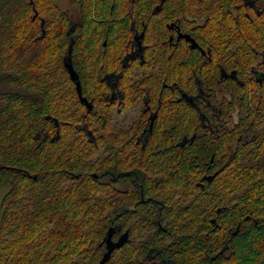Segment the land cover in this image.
<instances>
[{
    "label": "trees",
    "instance_id": "trees-1",
    "mask_svg": "<svg viewBox=\"0 0 264 264\" xmlns=\"http://www.w3.org/2000/svg\"><path fill=\"white\" fill-rule=\"evenodd\" d=\"M95 1L100 21L86 0L85 34L73 50L82 94L94 104L88 112L64 67L59 0H0V264H98L112 228L129 238L106 264H264V81L247 84L245 146L237 140L245 124L215 139L181 103L161 111L140 146L131 124L108 115L96 76L98 47L106 59L114 45L108 18L124 0ZM156 1L134 0L136 13L151 14ZM187 1L163 8L172 14ZM214 6L249 74L264 54V4L260 14L235 0ZM130 95L126 86V103Z\"/></svg>",
    "mask_w": 264,
    "mask_h": 264
},
{
    "label": "flooded vegetation",
    "instance_id": "flooded-vegetation-1",
    "mask_svg": "<svg viewBox=\"0 0 264 264\" xmlns=\"http://www.w3.org/2000/svg\"><path fill=\"white\" fill-rule=\"evenodd\" d=\"M85 1L59 0L69 39L64 67L65 62L72 64L81 83V92L82 81L75 68L73 50L76 40L85 34L82 9ZM193 1L178 6L170 14L167 7L163 8L167 0H157L152 13L143 16L136 13L134 0H124L116 13L117 17L108 18L116 28L114 45L106 59L98 47L96 57L100 62L96 76L107 88L102 98L106 106H110L108 115H111L113 122L131 124V134H139L136 143H140V146L146 145L161 111L163 114L173 113L174 106L180 103L197 111L199 125L215 139L227 132H237L239 125L245 124L237 140H241L244 146L248 142L247 106L248 100L250 104L253 102L254 95L252 90L247 89V84H262L264 81V54L257 51V62L250 66L249 74L241 71L239 64L245 62L246 58L238 55L246 52L231 43L230 32L223 22L225 15H216L214 12L215 3L224 1L227 4L229 0H208L210 6L207 8ZM237 1L240 8L243 5L257 14L262 12L264 0ZM96 4L94 0L92 14L98 22L101 16L99 18L97 14ZM245 14L248 16L247 12ZM39 19L45 22L42 17ZM213 21H217V25ZM148 29L154 36L152 43L147 38ZM148 58L149 64H146ZM65 70L77 92L76 81L66 67ZM126 86L131 87L128 103L125 102ZM257 99H261V95ZM78 100L88 111L79 94ZM55 124L58 125L57 122ZM237 140L232 146H237ZM184 141L186 139L180 146H183ZM227 162L214 174H209V180L217 176ZM116 232H113L114 241L120 237H115ZM153 263L156 264V261Z\"/></svg>",
    "mask_w": 264,
    "mask_h": 264
},
{
    "label": "water",
    "instance_id": "water-1",
    "mask_svg": "<svg viewBox=\"0 0 264 264\" xmlns=\"http://www.w3.org/2000/svg\"><path fill=\"white\" fill-rule=\"evenodd\" d=\"M36 15V14H35ZM41 25L43 26L44 23L42 21ZM65 67L68 69L69 73L71 74V77L74 81H76V89H77V92L79 94V98L81 100V102L83 104H85L87 106V109L88 111L92 110L93 108V103L91 101H89L86 97H84L82 95V92H81V83H80V80H79V77H78V74L76 73V71L74 70L73 66L71 63H67L65 62ZM115 231L114 228L110 229L108 234H107V237H106V242H107V250L103 256V258L100 260V262L98 264H106V262L110 259V257L112 256V253L115 249H118V248H121L127 241H128V238H129V235H128V232H124L118 240L114 241L112 239L113 237V232Z\"/></svg>",
    "mask_w": 264,
    "mask_h": 264
}]
</instances>
